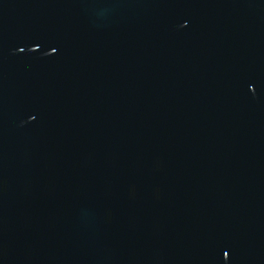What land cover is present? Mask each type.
Here are the masks:
<instances>
[{"label": "water", "instance_id": "water-1", "mask_svg": "<svg viewBox=\"0 0 264 264\" xmlns=\"http://www.w3.org/2000/svg\"><path fill=\"white\" fill-rule=\"evenodd\" d=\"M0 264H264V0H0Z\"/></svg>", "mask_w": 264, "mask_h": 264}]
</instances>
